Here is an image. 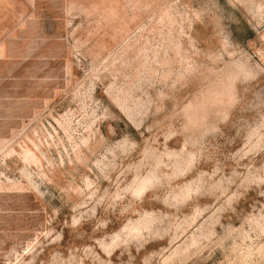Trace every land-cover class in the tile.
<instances>
[{"label": "rangeland", "instance_id": "374dc122", "mask_svg": "<svg viewBox=\"0 0 264 264\" xmlns=\"http://www.w3.org/2000/svg\"><path fill=\"white\" fill-rule=\"evenodd\" d=\"M0 264H264V0H0Z\"/></svg>", "mask_w": 264, "mask_h": 264}]
</instances>
